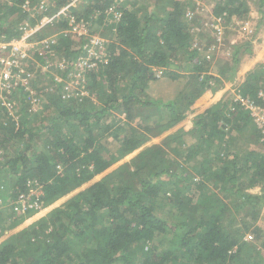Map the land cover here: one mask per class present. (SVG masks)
Wrapping results in <instances>:
<instances>
[{"label":"trees","instance_id":"trees-1","mask_svg":"<svg viewBox=\"0 0 264 264\" xmlns=\"http://www.w3.org/2000/svg\"><path fill=\"white\" fill-rule=\"evenodd\" d=\"M71 1L0 0V37L17 38L29 26L37 28L30 41L49 39L12 71L23 67L34 81L0 87V236L22 215L19 195L45 207L102 173L232 78L236 56L249 51V42L237 44L234 64L211 73L190 27H201L200 37L218 32L202 22L203 6L187 20L192 0ZM252 1L264 13V0ZM209 10L224 40L248 6L212 0ZM93 35L103 41L91 54ZM173 67L188 72L186 91L176 101L152 97L157 70L182 76ZM47 74L48 87L40 84ZM236 92L239 100L209 107L192 129L146 147L4 239L0 264H264V229L255 224L264 207V150L248 149L263 134L241 100L264 105V61ZM199 209L204 216L194 219Z\"/></svg>","mask_w":264,"mask_h":264},{"label":"rangeland","instance_id":"rangeland-1","mask_svg":"<svg viewBox=\"0 0 264 264\" xmlns=\"http://www.w3.org/2000/svg\"><path fill=\"white\" fill-rule=\"evenodd\" d=\"M38 2H46L48 0H36ZM194 3V6L191 7H185V13L187 15V20L190 21L191 17L194 13H197L203 6L204 11L201 13V19L205 27L214 26V29H216L217 36L213 34L212 36L208 37H200L199 33L201 32V27L197 26H191V36H192V45L199 47L202 54L206 57L207 60H210V70L211 73L214 75L217 74V71L221 65H224L227 61H229V66L233 65L234 62L230 61V57L235 52V47L237 44H241L244 42H249V51L243 52V50L240 51L238 56H236L237 63L234 65L235 70L233 73V77L227 80H224L223 83L215 90V91H206L203 93L200 97H198L194 101V105L188 106L185 110V116L177 121L173 126L165 130L163 133L150 137L145 143H143L139 148H137L135 151L127 154L123 158H121L119 161L111 165L109 168H107L102 173L94 176L89 181L83 183L78 188L74 189L73 191L69 192L68 194L60 197L59 199L55 200L53 203L46 205L45 207H40V209L32 210L26 212H21L22 215H19V221L16 225L13 227L5 230L0 236V242H2L4 239H7L9 236L14 234L15 232L27 227L28 225H31L32 223L38 221L40 218L48 215V213L55 209L56 207L61 206L64 204L69 198H71L74 194L77 192L85 189L86 187L90 186L94 182L100 180L102 177L107 175L108 173L114 171L117 167H119L121 164L130 161L132 158H134L140 151L145 149L146 147H149L153 144L160 143L165 137L169 135L176 134L178 132H182L184 130L192 129L194 127V123L196 121L197 115L202 114L205 112L206 109L209 107L218 104L219 102H223L227 100V98H231L232 96L235 100H239L240 96L236 92V89L241 83L246 73L252 69L255 68V66L261 62L264 61V13L259 12L257 5L252 0H246V4L248 6V11L245 16L243 17H233L229 24H227V32L225 35V39L222 40V36L224 35V29L222 27H217L216 24H214L213 20H211V15H209L211 9L212 0H192ZM73 5H75L78 0H72L71 1ZM46 8V7H45ZM202 8V9H203ZM264 10V7H262ZM45 10V9H44ZM48 18H51L47 16ZM210 17V19H209ZM52 19V18H51ZM44 20V17H43ZM86 25L83 24V26L76 27L77 31H86ZM220 28V29H219ZM219 29V30H217ZM99 37V36H98ZM214 37V38H213ZM101 40L102 37H99ZM216 42H215V41ZM220 40V41H219ZM94 45L89 46V51L91 54L98 52V49L94 50ZM241 55V56H240ZM88 59V58H87ZM257 61H256V60ZM182 65V63H181ZM233 67V68H234ZM222 68V67H221ZM56 68L50 69L49 73L51 75H56L58 78L59 76L56 73ZM157 70V69H156ZM172 70L176 73H180L182 76L178 79L172 80L168 77H165L161 74L160 70L156 71L157 80L150 84V87L148 89V93L152 97L159 98L161 100H173L176 101L175 97H179L182 91H186L185 85L190 81L187 77V73L183 71L182 68L179 67H173ZM232 73V71H230ZM47 76H41L40 84L47 86L51 85ZM30 74L29 77H32ZM28 75H18L17 74V81L19 83V87L21 85L26 86V84L29 81H34L33 78H29ZM74 80V79H73ZM37 81V80H36ZM17 83V84H18ZM210 83H213L210 81ZM9 86H12V78L11 82L9 83ZM16 85V84H14ZM188 85V84H187ZM18 87V90H19ZM84 93V92H83ZM183 93V92H182ZM242 100V104L249 108L251 111V117L253 118L254 123L260 130V133L263 135L260 137L258 144H250L248 145V149L251 150H264V105H256V106H250L248 102L245 100ZM185 101H181V104L183 105ZM213 151V150H212ZM193 160H191L188 164V168L192 170ZM214 190V189H213ZM216 191V190H215ZM0 193H3V191H0ZM0 201L2 199L0 198ZM2 207V205H1ZM167 206H163L161 213L163 217L170 218L171 212L170 209L167 208ZM195 218L202 217L204 214H202L201 209L194 212L192 215ZM255 224H257L259 227L264 229V207L261 209V214L258 217V219L255 221ZM242 235V233H241ZM240 235V236H241ZM252 236V235H251ZM250 234H244L242 238L250 239Z\"/></svg>","mask_w":264,"mask_h":264},{"label":"built area","instance_id":"built-area-1","mask_svg":"<svg viewBox=\"0 0 264 264\" xmlns=\"http://www.w3.org/2000/svg\"><path fill=\"white\" fill-rule=\"evenodd\" d=\"M40 3H43L42 1ZM42 7V6H41ZM45 9V7H42ZM51 18H48L47 16H44V21H50ZM71 27L76 30V27L83 26L82 23H74L73 19L70 20ZM217 25V24H216ZM217 27H220L217 25ZM36 27H27L23 29V32L21 35L17 38L12 39H4L3 37H0V87L2 88H8L9 83L11 82L12 78V85L17 84L18 81L16 79L17 75L16 73H13V69L17 67L20 64V61L25 59L28 55V52L32 48H37L38 44L46 43L49 39H44L40 41H30L31 34L36 30ZM220 29V28H219ZM217 29V30H219ZM78 33H85L82 31H77ZM91 43L94 45V47H100L102 46V41L98 36L93 35L91 37ZM24 71L23 67L19 69L18 75H22V72ZM13 73V74H12ZM59 80V78H56ZM250 104V106H256L252 102L245 100ZM258 106V105H257ZM16 209L20 212H26L30 209L37 210L40 209L41 206L37 205L36 202H32L28 200V196L19 195L17 199ZM1 201H0V210H1Z\"/></svg>","mask_w":264,"mask_h":264},{"label":"crops","instance_id":"crops-1","mask_svg":"<svg viewBox=\"0 0 264 264\" xmlns=\"http://www.w3.org/2000/svg\"><path fill=\"white\" fill-rule=\"evenodd\" d=\"M256 60V59H255ZM257 61V60H256Z\"/></svg>","mask_w":264,"mask_h":264}]
</instances>
